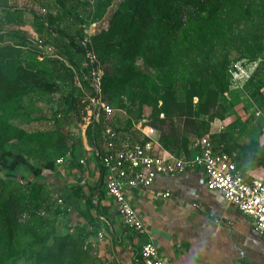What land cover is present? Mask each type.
<instances>
[{"label": "trees", "instance_id": "obj_1", "mask_svg": "<svg viewBox=\"0 0 264 264\" xmlns=\"http://www.w3.org/2000/svg\"><path fill=\"white\" fill-rule=\"evenodd\" d=\"M56 2L60 6L64 0ZM60 18L47 14L40 20L43 26L56 24ZM257 20L264 21V0H122L107 28L93 36L91 43L79 44L77 48L83 54L96 53L95 62L88 64L84 71L104 64L100 89L105 99L128 95L131 100L139 101L141 110L136 117L131 110H126L129 117H147L161 126L169 121L172 129L175 118L185 123L206 116V120L200 119L198 123V130L206 131L220 96L228 88L225 71L232 62L215 55L216 49L223 45L225 38L234 36L238 26L251 25ZM2 33L0 29V170L10 176L15 174L16 164L26 167L15 153L4 150L6 143L12 140L33 142L42 134L28 132L10 120L19 116L20 102L25 95L41 87L53 93L59 86L54 82L44 83L39 76L40 61L24 56L23 49L32 43L28 37L6 31L9 36L18 38L16 42H6ZM235 36L240 38L238 34ZM68 38L72 44L75 42L76 37ZM263 38L252 30L241 37L243 50L236 60L260 57L264 64ZM117 54L120 66L113 69L110 64ZM67 59L68 65L59 62L64 71L60 80L71 84V89L63 93L61 103L66 110L60 111L73 113V117L84 124L90 102L75 94L72 86L81 67ZM138 60L142 66L137 64ZM143 66L147 70H143ZM80 83L89 87L86 81ZM66 118L71 119V116ZM65 138L60 135L56 139L60 153L69 147ZM186 143L184 138L182 146ZM73 156L76 158L77 152H73ZM53 166L48 163L42 174L50 176ZM76 166L82 174L83 168ZM56 177L55 187L60 180ZM45 185L43 180H36L26 186H9L0 178V264H14L20 258L31 259L34 264H86L90 260L84 227L77 225L76 237L69 233L60 235L52 220H42L40 211L48 212L54 205L52 198L43 194ZM93 192L89 188V203Z\"/></svg>", "mask_w": 264, "mask_h": 264}, {"label": "crops", "instance_id": "obj_2", "mask_svg": "<svg viewBox=\"0 0 264 264\" xmlns=\"http://www.w3.org/2000/svg\"><path fill=\"white\" fill-rule=\"evenodd\" d=\"M232 93L243 96L244 103L235 104V108L245 107L247 116L239 117L236 113L238 118L229 126L227 120L230 119L220 118L215 111L230 100ZM193 100L196 102L197 98ZM256 106L264 111V92L261 89L228 92L227 88L213 110L214 117L208 122L206 131L198 130L200 119L206 120V116L185 123L183 119L175 118L172 129L169 121L159 128L147 117L142 118L145 130L161 149L174 154L185 153L192 137L207 136L215 146L229 152L246 179L254 182L264 177V117L254 116ZM184 138L187 142L185 147L182 146ZM82 168L81 174L68 167L66 181L58 183L55 190L64 198L65 204L73 208L67 222L80 219L84 224L86 248L91 257L86 264H140L137 252L149 236L166 264H264V238L254 230L247 216L227 205L217 193L207 190L201 169L156 177L153 191H168L170 195L167 199L139 198L138 206L148 217L149 236H146L128 233L111 202L103 200L101 195L96 197V207L93 206L94 175L88 167ZM57 177L60 179L58 174ZM80 180L84 181L82 185L78 182ZM89 188L94 191L91 203L87 200ZM99 216L108 223L105 224L106 229L112 227V237L96 239L101 222Z\"/></svg>", "mask_w": 264, "mask_h": 264}, {"label": "built area", "instance_id": "obj_3", "mask_svg": "<svg viewBox=\"0 0 264 264\" xmlns=\"http://www.w3.org/2000/svg\"><path fill=\"white\" fill-rule=\"evenodd\" d=\"M88 42L86 37L80 40L83 46ZM85 56L89 67L88 64L94 63L96 57L92 51H87ZM261 68H264V64L260 57L232 61L225 71L228 92L245 90L262 71ZM102 74L99 67L88 68V71L81 68L76 74L77 81H86L90 87L84 97L89 100L90 109L84 124L68 114L71 116L66 135L69 147L58 154L54 161L60 180L66 181L68 167L75 168L77 172L76 165L88 167L94 175L93 206L96 207V197L101 195L103 200L111 202L128 233L149 236L148 217L138 206L139 198L152 196L167 199L170 195L168 191H153L156 177L180 175L198 168L203 171L207 190L217 193L227 205L247 216L254 230L264 238V177L249 182L232 155L222 147L215 146L207 136L192 137L185 153L174 154L161 149L145 130L144 118H131L126 109L114 107L104 98L100 89ZM260 89L264 92V84ZM63 113L60 109L54 111L51 122L59 121ZM254 116L264 117L260 106L255 107ZM73 152H77L76 158ZM78 182L82 185L84 181ZM49 196L54 206L73 212V208L65 204L64 198L55 189ZM40 214L43 215L44 211L41 210ZM98 218L103 224L100 222L96 239L112 237V227L106 229L105 224L108 223L101 216ZM71 223L84 225L80 219H73ZM137 255L140 264H166L150 236L141 243Z\"/></svg>", "mask_w": 264, "mask_h": 264}, {"label": "rangeland", "instance_id": "obj_4", "mask_svg": "<svg viewBox=\"0 0 264 264\" xmlns=\"http://www.w3.org/2000/svg\"><path fill=\"white\" fill-rule=\"evenodd\" d=\"M121 1L64 0V3L59 6L56 0H0V29L4 31L2 33L4 40L6 42L18 41L17 37L9 36L6 31H15L28 37L32 43L23 49L24 56L35 57L40 61L38 66L39 76L44 83L54 82L59 86V90L53 93L47 92L45 87L37 88L22 98L19 116L12 118L10 122L28 132H40L42 134L33 142L21 143L18 140H12L6 143L4 150L13 152L16 154L14 156L21 158L23 160L22 164L25 165L26 169L21 164H16L15 174L10 176H5L0 170V178L3 179L5 184L9 186H26L32 181L43 180L46 182L43 190L44 196H49L54 191V177L57 175L58 170L54 161L60 154L55 142L60 135H64L67 138L69 118L67 119L66 116L69 113L73 115L71 112L63 113L59 121L51 122L54 111L66 108L61 103V97L63 93H68L71 89V84H64L60 80L64 75L60 63L68 65L70 62L67 57H69L73 64H79L82 69L87 67L88 60L85 54L77 48L81 44L79 38L81 36L86 37L87 41H89L88 43H91L93 36L107 28L110 17ZM47 14L61 17L60 21L56 24L45 23L42 26L40 17H45ZM257 21L251 25L247 23L246 26H238L233 32L234 36L225 38L223 45L216 49L215 55L220 58L226 57L229 62L235 61L243 50L241 37H246L251 30L262 34L264 37V21ZM59 29L67 36L63 35ZM237 34L240 36L238 39L235 36ZM70 36L76 37L73 44L68 38ZM92 53L96 57V53ZM261 57L264 59V50ZM137 64L142 66L139 60ZM101 65L98 64L100 70L104 64L103 66ZM110 66L113 69H117L120 66V56L118 54L113 57ZM142 69L147 70L144 66ZM263 80L264 72H260L247 89H260L261 85H263ZM72 86L75 88V94H80L83 97L88 94L89 91L87 89H90V87H85L77 80ZM242 97L240 93H232L230 100H227L225 104L223 103L215 111L220 118L225 119L228 117L230 119L227 120L229 121V126L238 118L236 113L239 117L247 116L245 107L239 106L235 108V104L244 103ZM106 100L114 107L131 110L133 117H136L137 112L141 110L139 101L131 100L128 95H119L112 99L106 98ZM243 111L245 113H242ZM149 121L151 124L161 127L160 123L153 122L151 119ZM212 140L217 141V139ZM48 163L54 165V172L50 176L48 174L46 176V173L42 174ZM58 183L64 184L63 180H59ZM70 214L71 212L53 205L50 211L44 212L41 217H43L42 220L47 218L54 222L57 234L64 235L69 233L76 237L79 225L67 222ZM14 264H34V261L20 258Z\"/></svg>", "mask_w": 264, "mask_h": 264}]
</instances>
